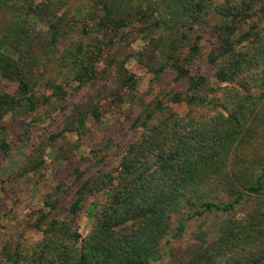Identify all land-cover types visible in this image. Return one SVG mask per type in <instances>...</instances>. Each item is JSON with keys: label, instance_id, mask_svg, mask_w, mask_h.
I'll list each match as a JSON object with an SVG mask.
<instances>
[{"label": "trees", "instance_id": "trees-1", "mask_svg": "<svg viewBox=\"0 0 264 264\" xmlns=\"http://www.w3.org/2000/svg\"><path fill=\"white\" fill-rule=\"evenodd\" d=\"M159 1L160 16L155 0H0V11L13 14L0 38V74L18 83L14 93L0 91L2 152L10 149L6 115L53 106L75 82L81 96L50 140L82 133L89 117H101L108 82L138 83L125 69L131 55L117 58L116 49L158 30L134 55L154 74L133 120L141 138L128 146L117 174L84 177L77 170L82 181L67 218L56 215L60 199L50 194L49 210L34 222L42 238L4 246L11 264H151L172 232L174 213H183L182 233L195 216L249 201L241 219L213 227L212 240L199 232L202 245L183 264H264V0ZM209 16L218 17L217 47L197 27ZM204 63L216 84L202 72ZM103 190L108 198L83 235L78 214ZM214 192L224 198L210 199Z\"/></svg>", "mask_w": 264, "mask_h": 264}, {"label": "rangeland", "instance_id": "rangeland-1", "mask_svg": "<svg viewBox=\"0 0 264 264\" xmlns=\"http://www.w3.org/2000/svg\"><path fill=\"white\" fill-rule=\"evenodd\" d=\"M155 6L158 16L163 15L162 3L155 0ZM12 17L11 9L0 11V38ZM217 21L218 17L209 16L205 22L197 24L199 32L216 47L219 45L214 32ZM38 29L46 31V23H39ZM157 31H148L149 36L135 34L116 49L117 58L131 55L125 69L135 75L138 83L135 88H130L117 79L108 82L100 102L101 117H89L82 133L64 132L55 142L50 140L52 134L62 131L65 115L81 96L78 82L67 89L62 101L53 106L39 104L34 111L21 109L5 116L10 149L8 152L0 151V264H11L4 255L6 244H32L42 238L43 233L34 226V222L41 210H49L46 200L50 194L53 199H60L56 215L67 218L68 208L76 199V189L82 181L78 180L77 170L82 171L84 177L106 172L117 174L126 149L141 138L142 130L134 127L133 120L141 109V98L146 97L151 89L154 77L134 55L148 43L151 35L158 34ZM99 68L103 65L99 64ZM202 72L216 84L211 66L204 63ZM17 87V82L0 74V91L14 93ZM98 88L96 84L92 85L91 93L94 95ZM172 107L181 114L187 111L183 104H172ZM31 156L35 162L31 170L25 172L24 168L31 166L27 163ZM107 198L108 190H103L86 199L77 217L83 235L93 226L98 209ZM223 198L222 192H214L210 196L214 200ZM251 208L252 202L249 201L240 203L230 212L212 211L195 216L187 220L182 233H178L177 227L183 213H174L172 232L164 239L159 258L151 264H183L191 251L202 245L199 232H206V238L212 240L213 227L228 217L241 219Z\"/></svg>", "mask_w": 264, "mask_h": 264}]
</instances>
